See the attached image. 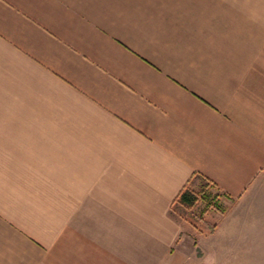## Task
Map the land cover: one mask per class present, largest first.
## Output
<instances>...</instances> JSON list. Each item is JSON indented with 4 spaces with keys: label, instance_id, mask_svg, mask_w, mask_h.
I'll return each mask as SVG.
<instances>
[{
    "label": "crops",
    "instance_id": "1",
    "mask_svg": "<svg viewBox=\"0 0 264 264\" xmlns=\"http://www.w3.org/2000/svg\"><path fill=\"white\" fill-rule=\"evenodd\" d=\"M263 171L264 0H0V264H212L173 203Z\"/></svg>",
    "mask_w": 264,
    "mask_h": 264
},
{
    "label": "rangeland",
    "instance_id": "2",
    "mask_svg": "<svg viewBox=\"0 0 264 264\" xmlns=\"http://www.w3.org/2000/svg\"><path fill=\"white\" fill-rule=\"evenodd\" d=\"M212 191L213 195L217 194V190ZM217 207L218 210L208 213L218 214L217 224L212 214L208 220L215 230L221 225L225 227L221 234L209 232L205 221L201 220L204 204L196 208L194 214L176 207L175 217L183 226V238L177 246L187 253L192 251L201 255L198 239L205 235L207 245L205 242L202 246H209L212 264H264V171L246 198L231 205L219 201Z\"/></svg>",
    "mask_w": 264,
    "mask_h": 264
},
{
    "label": "trees",
    "instance_id": "3",
    "mask_svg": "<svg viewBox=\"0 0 264 264\" xmlns=\"http://www.w3.org/2000/svg\"><path fill=\"white\" fill-rule=\"evenodd\" d=\"M212 190H217V185L201 174H194L177 196L171 214L175 217L176 207H180L186 213L194 214V210L204 204L205 208L202 209L200 218L205 221L208 231L213 233L216 227L211 226L205 218L211 210L219 209L217 203L220 195L218 193L213 195Z\"/></svg>",
    "mask_w": 264,
    "mask_h": 264
}]
</instances>
